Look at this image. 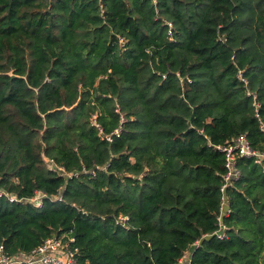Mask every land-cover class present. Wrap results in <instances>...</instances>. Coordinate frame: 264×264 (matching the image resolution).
I'll use <instances>...</instances> for the list:
<instances>
[{
  "label": "trees",
  "instance_id": "obj_1",
  "mask_svg": "<svg viewBox=\"0 0 264 264\" xmlns=\"http://www.w3.org/2000/svg\"><path fill=\"white\" fill-rule=\"evenodd\" d=\"M255 102L264 120V0H0V244L24 257L68 233L79 264H264V163L239 159L214 234L218 146L264 149Z\"/></svg>",
  "mask_w": 264,
  "mask_h": 264
},
{
  "label": "built area",
  "instance_id": "obj_2",
  "mask_svg": "<svg viewBox=\"0 0 264 264\" xmlns=\"http://www.w3.org/2000/svg\"><path fill=\"white\" fill-rule=\"evenodd\" d=\"M239 72L240 79L244 83H247V80L243 77V71L240 70ZM248 94L252 95L251 92ZM254 98H256V95ZM254 105L257 107V117L259 118L260 130L264 135V120L259 115L260 104L255 102ZM218 148L225 153L226 171L223 175V184L221 186L218 229L214 232V234L220 239H224L227 236L226 231L228 229L227 225L224 223V218L229 216L231 213L230 199L227 189L234 181L241 177L239 159L243 157L252 158L255 163L262 164L264 163V149L260 150L254 148L247 133L239 134L225 145H219ZM46 160L50 162L49 159ZM3 195L4 191L0 190V196ZM5 195L10 201H26L25 199L18 198L14 194L6 193ZM44 197V193L38 192L34 197L27 200L40 206ZM196 244H199V242ZM78 254L79 247L76 246V238L74 235L68 233L48 237L42 244L37 246L24 257L8 254L5 251L4 246L0 244V264H79Z\"/></svg>",
  "mask_w": 264,
  "mask_h": 264
},
{
  "label": "crops",
  "instance_id": "obj_3",
  "mask_svg": "<svg viewBox=\"0 0 264 264\" xmlns=\"http://www.w3.org/2000/svg\"><path fill=\"white\" fill-rule=\"evenodd\" d=\"M191 249H193V247L191 248ZM191 250L188 252V254H186L183 258H182V260H181V262H180V264H190V261H191Z\"/></svg>",
  "mask_w": 264,
  "mask_h": 264
}]
</instances>
